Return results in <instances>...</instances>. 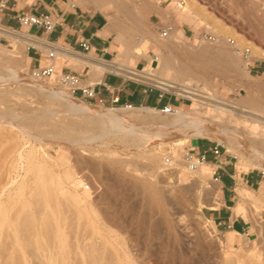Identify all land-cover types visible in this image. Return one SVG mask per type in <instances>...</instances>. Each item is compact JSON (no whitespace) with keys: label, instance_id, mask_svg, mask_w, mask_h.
I'll return each mask as SVG.
<instances>
[{"label":"rangeland","instance_id":"rangeland-1","mask_svg":"<svg viewBox=\"0 0 264 264\" xmlns=\"http://www.w3.org/2000/svg\"><path fill=\"white\" fill-rule=\"evenodd\" d=\"M67 1L69 5L75 4L78 9L85 12L101 13L105 17L106 22L109 17H115L120 24L124 38L132 39L133 41L137 40L139 42L142 39V35H147L148 43L146 49L143 51L144 55L139 58L133 57L132 62L129 63L134 70L145 73L149 66L148 58H151V72L159 76L155 70L159 64L157 58L161 55L164 60L172 62L175 69L183 67L186 71L190 70L189 76L198 80V85H201L203 81H207L209 93L215 94L225 102L243 107L247 105L248 101H252L254 103V109L264 112V76L256 74L255 69L250 72L249 68H246V63L242 60L241 56L237 54L228 43L229 40H234L241 46L239 44L241 40V42H245L244 44H246V47L248 46L250 49L255 48L259 53L262 52V55L256 56L254 60L264 59V0H186L190 2L192 6L194 5L192 7L193 12H191L192 9L190 10V16H192L191 21H179L173 16L172 11L174 8L180 5L181 8L179 7L177 9L181 10L185 7L183 4L185 2L184 0H159L157 3V0H147L148 11L142 23V28L140 27L141 29H136L133 25L131 20V7H129L130 9L124 10V12L123 10L116 12L112 9L95 8V6L88 1H85L83 5H79V0ZM130 2L128 4H135L138 8L141 7L140 2ZM172 6H174V8ZM166 25H173L175 29L177 28V30H175L176 37L174 38V44L168 43L159 36L160 30ZM16 31L23 33L25 28ZM31 34L30 32L29 35ZM181 34L183 36H181ZM206 35L215 38L216 43L202 40L203 36ZM177 36L179 38H177ZM113 38L114 35H112L110 39L112 48L116 50L113 54V59L121 63V58L118 56L117 52L118 43L113 42ZM206 45L212 48L209 54L215 50L210 56L206 54L207 58L206 55L199 57L186 54V52H197L199 48ZM219 46L226 48L231 53L235 52L238 55L239 62L236 65L237 67H235L236 69L234 68L233 70L231 69L232 67L229 69V67L227 68L223 65L225 64V61L223 62V55H221L222 58H220V54H216V49H218ZM15 49H17V45L11 39L4 38L0 41V79L2 81L9 75L7 70L11 66V62L8 60L7 55ZM18 49L20 48L18 47ZM28 52L27 46L21 49L22 63L14 68L18 73L29 74L36 67V62L28 58ZM43 59L42 57L41 65L44 64ZM68 64L71 67L73 63L70 61L61 62V68ZM225 68L229 70L226 71ZM242 70H245V74L242 73ZM50 83L55 85V87H62L57 84L56 81H50ZM65 91L67 90L65 89ZM48 97L49 96L44 92L30 89L23 84L0 82V111L2 112V114L0 113V117L5 121L0 130V199L5 201L8 193L14 190V185H16L12 183V181L15 179L17 180L20 175H24V171L18 169L20 166V168H22L23 163L16 161L17 155L20 152L24 153L32 148L37 157L40 156L41 159L47 160V164L50 167L52 166L51 170L56 171L54 173L60 174L64 169L71 167L76 173L77 179L83 181V187H77V192L79 194L83 191L88 192L90 195L88 202H92L93 209L96 208L94 210L98 214L97 221L99 220L98 230L100 233L97 232L93 234L89 228H83L80 223V226H78L73 219L74 215L69 212L73 216L70 215L68 209H66L68 208L66 201L63 202L62 199L58 198L57 200L55 198V202H59L60 199V206L58 204L57 206L62 213H65H63L64 218L62 219V224L65 225L63 229L68 235V241L72 244V249L76 250H72L74 252L72 254L73 256L70 253L67 254V257H65L66 264H75L76 262V264H80L82 259L81 255L89 246L85 255L86 260L89 258L87 253L91 250V246H95V253L94 251L91 252L92 256L98 259L105 258L102 260V264H115V258L113 257H115L114 254L116 255L117 251V246H115L116 237H118L121 247H123V249H121V247L118 248L117 254L122 258L121 260L129 256L128 260L131 261L130 264H132V262L133 264H223L225 261L224 259H230V257L231 259L234 258L235 262L240 261L243 262V264H254L252 263L254 259L251 254L255 255L258 253L262 260L261 264H264V192L260 190L261 187L264 186V170L254 167L248 168L247 172H253L260 176L259 185L254 190L245 188L241 183L237 186V198L235 199L233 215L234 217L243 219L247 223V229L244 235L237 236L233 239L230 248L223 240V237L217 234L213 223L206 221L207 212L209 209L212 210L210 207L217 208L222 197L223 188L221 187V183L214 182L213 180L212 174L215 169L211 170V173L205 181L204 179L200 180L198 183L199 185L192 183V180L190 183H181L178 173L180 168L187 167L184 155L186 152L193 154L192 148L195 145L201 146L202 143L204 146L211 149L216 144L224 147L222 143L214 139L191 138L185 143L183 142V145H180V141L178 143V140L172 142L171 140H165L163 142L162 140H155L154 137L156 136H151L150 134L148 137H151V139H149L152 143L154 142L152 144L151 141H149L151 146L148 144V141L146 142L147 144H141L136 141L142 135L140 131L129 130L125 133L127 138L129 137L128 140L127 138L122 140V134L101 130L100 127L96 126V123L93 125V129L92 127L89 129L91 131L89 132L90 134L88 133L80 137V132L86 130L82 118L65 111L66 109L61 103L54 102L55 104H52ZM166 98L169 99V96L167 95ZM83 101L94 104L97 107L114 108L116 110L123 109L122 106L118 105L103 106L91 100ZM171 102L179 105L178 108H181L180 110H188L192 105L191 102L187 100L182 101L175 95L171 98ZM43 106H48L49 108ZM50 107H55L51 109L52 116L49 114L51 118L45 113ZM6 109H8L7 111H12V114L15 116H10ZM64 111L65 114L63 113L61 115ZM53 113H55V116ZM69 113L70 115H68ZM145 114L147 115L144 111L141 112V115ZM35 115H42V119L44 115V117L50 118V121H48L49 123L46 122L47 125L44 124L40 127L27 125L26 120ZM125 115H130V112H126ZM149 116L151 117L148 120L150 123L161 119L166 120L170 117L160 112L149 114ZM14 118L16 119L14 120ZM230 118L233 121H237L233 117ZM95 119H97V117L94 116L93 122H97ZM54 121H56V124ZM11 122H15L17 125L13 127ZM72 122H74V124ZM48 124L52 125L50 126ZM81 125L82 127H80ZM255 125L258 124L247 120V122H240L238 127L242 131V135L249 139L251 136L250 134L247 135V132L249 131L248 133H250L252 127ZM58 126L60 128L57 129ZM19 127L23 129L26 127L28 130L30 127V129L33 130H30L32 135L30 136L23 133L22 129ZM262 127L263 125L260 124L257 129H262ZM75 132L78 134L77 136ZM62 134L64 136H62ZM35 135L38 137H35ZM86 136L90 139L88 140L87 138L86 140ZM82 137H84L85 140ZM132 139L134 141H132ZM129 140L132 142L133 145H131L133 147H131ZM156 141L157 143H155ZM158 141L162 142L164 145L160 142L158 143ZM112 147L114 148L112 149ZM154 153L157 155H154ZM153 155L158 158L156 162L152 159ZM210 156L212 155L209 154L207 156V161H209ZM61 157L64 158L63 162L65 163L58 162ZM217 159L219 162L226 160L227 166L231 168L237 176L246 173L244 170L242 171L243 166L237 163L238 159L228 154L225 147L224 150L221 151V156ZM177 161H179V163H177ZM169 162H173V164L171 165ZM175 162L176 165L174 164ZM12 167H14V171ZM192 179L194 180V178ZM135 180L136 182H134ZM146 180L153 185L152 194L159 197L156 202L148 201V195L146 193L143 198L144 193L138 192L139 190L141 191V187L137 188L134 186L135 184L140 185L141 182H146ZM87 187L88 189H86ZM137 189L139 190L137 191ZM242 191L245 192V194ZM247 191L251 192L254 197H260L261 202L257 204L253 203L246 195ZM20 206V204H16L11 207L12 209L10 208L9 219L13 222L15 220V215L18 213L21 215L17 216L16 219H18V217L20 219L21 217L22 221L24 219L23 223L21 222L22 224H29V221L32 220L31 214L34 212V214L37 215L36 211L39 212V208L37 209L36 205H32L33 207L31 206L32 208H29V210L22 211L23 214H25L22 215V213H20ZM163 214H166L167 218L170 220V226L164 221ZM68 215H70V217L72 216L71 219ZM43 216L44 214L41 218H44V221H49V219ZM19 221L20 220H17L16 222ZM77 226L79 228L81 227L80 230L82 231L78 230ZM10 230L11 229H7V226L4 225L2 229L3 237L1 240V243L3 242L4 244L2 245L6 246V243L10 244L14 241L15 237ZM72 231L74 233H72ZM26 236L25 234L22 235L23 243H21L22 248L20 246L19 250H21L19 253L25 255L24 258L27 264H45L44 258L37 254L35 246H33L34 244L30 241H26ZM73 236L74 238H72ZM10 237L13 239L11 240ZM24 241H26V243H24ZM80 245L81 249L78 248ZM98 249L100 252H98ZM101 252L102 254H100ZM109 253L111 254L107 255ZM42 260L44 262H42ZM234 261L231 260V264H239Z\"/></svg>","mask_w":264,"mask_h":264},{"label":"bare ground","instance_id":"bare-ground-1","mask_svg":"<svg viewBox=\"0 0 264 264\" xmlns=\"http://www.w3.org/2000/svg\"><path fill=\"white\" fill-rule=\"evenodd\" d=\"M85 1L92 3L95 6V8L112 9V10H115L116 12H119L122 10L124 12V10L130 9L129 7H131V18H132L131 20H132L133 25L135 26L136 29L142 28L141 27L142 23L145 20V15H146V12L148 11V7H147V3H146L147 0H79V5H83ZM130 1L140 2L141 7L138 8L135 6V4H132V5L128 4ZM158 1L159 0H157L156 3ZM184 1L185 2L183 4L185 5V7L184 8L182 7L183 9H181V10L177 9L179 7L181 8L180 5L177 8H174V6H172L174 8V10L172 11L173 16L179 21L180 20L191 21L192 16H190V14H191V12H193L192 7L194 5L192 6V4L190 2H187L186 0H184ZM133 2H130V3H133ZM191 9H192V11L190 12ZM170 26H171V31L169 32L167 38H165L164 40L170 44H174L175 43L174 38L176 37L175 30H177V28L175 29V27L173 25H170ZM23 34H25V35H23ZM103 34L114 35V38L112 41L118 43L117 52H118V56H120V58H121V63H119V61H116V60H112L111 62H103L102 61V64L100 66H97V64H96L97 61L95 63V61L93 60L91 55H89V56L80 55L78 53H75L71 49H67V48H64L61 46H57V44H54V47H52V48L46 47V42L44 39H40V38H37L35 36L29 35L26 28H25V31L23 33H19L17 31H12L10 29H5L3 32H0V35L4 38H9L12 41H14L15 44L17 45V49L13 50L11 53H8L7 58L11 62V66L7 70L9 72V75H7V77L4 78L3 81L0 79V82L23 84L24 86H27L30 89L42 91L45 94H47L49 96L48 98H50V100H51L50 102L52 104H55L54 102H58V103L63 104L64 108L66 109V110L64 109L65 111H68L72 115L79 116L82 118L83 124H84V127L86 128V130L83 132H80V134H79L80 137L83 135L85 136L89 132H91L89 129L91 127L93 129V125H95V123H96V126L100 127L101 130H104L106 132H110V131L112 132L113 131L114 133L122 134L123 135L122 140L127 138V135L125 134L127 131H129V130H135L138 132L140 131L142 135L140 136V134H139L140 138H138V140H136V139L135 140L138 143L140 142L141 144H144L148 141V144L151 145V143H152V141L150 140L151 137H148V135L150 136V134H151V136H153V135L156 136V137H154L155 140L156 139L160 140V141L162 140L163 142L165 140H168V141L171 140V142L178 140V143L180 141V143H179L180 145H183L188 139H191V138L214 139V140L222 143V145H224V147L226 148V152L228 154H230V155H232V157H235L238 159L237 163L239 165L243 166L242 171L244 170L245 172H247L249 167L260 168V169L264 170V112L254 109V103L252 101H248L247 105L243 106V107H240V106L238 107L236 105L225 102L224 100L218 98L215 94L209 93V91H208L209 87H208L207 81H203V82H201V85H198V80L189 76L190 70L186 71L183 67L182 68L179 67V68L175 69L174 64L170 61L164 60L161 55L158 56V58H157L159 64L155 70V71H157L159 76H157L151 72V70H152L150 67L151 58H148L149 66H148V69L145 73L141 72V71L134 70L129 63L132 62L133 57L139 58L142 55H144L143 51H142V46L145 43H148L147 35L146 36L142 35V39L139 42L137 40H135V41H137V42H135L132 39L124 38V36L122 35L120 24L116 20L115 17H109L108 18L106 27L103 30ZM181 36H183V35L181 34ZM177 38H179V37L177 36ZM244 43L241 42V40L239 41V44L241 46L246 47V44H244ZM25 46H27V48L28 47H34V48L40 49L43 51V55H44L45 51H47L48 49H52L56 54L55 60L52 62V64L57 71H60V69H61V62H66V61H70V62H72L74 64H78V65H88L91 68L98 70L99 72L109 71L112 73H117V75H121L123 77L132 79L134 81L141 82V83H144L147 85H151V86L156 87V88H158L164 92H168L170 94H173L178 98L185 99V100L191 102L192 105L188 110H180L181 108H178L177 113L169 115L170 116L169 119H166V120L161 119V120L153 122V123H150V121L148 122V120L151 118L150 116H152V115L149 116V114H153V113L156 114L157 112H159L158 109H156V108H150V107L144 106V107H133L130 110L121 108V109H118V110H120V111H118L114 108L111 109V108L97 107L94 104L83 101V100L71 95L69 92L65 91V88L63 86L62 87H55V85H53L50 82H43V81H39V80L34 79L31 75V72L29 74L18 73V71L15 70L14 68L18 65H21L22 60H23L21 57L22 56L21 49ZM18 47L20 49H18ZM250 50H251V53H252L251 55H252L253 59L258 55H262L261 54L262 52L259 53L255 48L254 49L251 48ZM211 51H212V48L210 46L206 45V46L199 48L197 50V52H186V54L190 55V56H199L200 57V56H204L206 54H209V52H211ZM212 53H210V54H212ZM210 54H209V56H210ZM216 54H218L220 58H222L221 55H223V58H224L223 62L225 61V64H223V65H225V67H227V68L229 67V69H230V67H232L231 69H233V70L235 67H237L236 65L239 62V59L237 57L238 55L235 52L231 53L226 48H224V47L222 48L219 46L218 49H216ZM191 58H193V57H191ZM206 58H207V55H206ZM98 62H99V60H98ZM220 62H222V61H220ZM227 68H225L226 71L229 70ZM237 70H238V68H237ZM242 73L245 74V70ZM45 83H47V84H45ZM1 104H3V103H1ZM43 107H46V106H43ZM46 108H49V107L47 106ZM52 108L50 107V109H47V111L45 113H47L48 115L47 114H45V115L50 117V115L52 114L51 113ZM7 110L8 109H6V111ZM53 111H55V110H53ZM65 111L62 112L61 115L63 113L65 114ZM142 111H144V113H147V115L146 114L141 115ZM59 112H58V115H59ZM126 112H130V115L126 116L125 115ZM0 113L2 114L1 111H0ZM4 113H6V112H4ZM7 113L10 116L13 115L12 111H7ZM32 113H34V112H32ZM70 113L68 115H70ZM53 114L55 116V113H53ZM29 115H33V114H29ZM13 116H15V115H13ZM41 116L42 115H38V116L35 115L34 117L26 120V124L29 126L40 127V126L46 124V122L50 121L51 117L46 118V116L44 117V115H43V119H42ZM94 116L97 117V119H95V120H97V122H93ZM230 117L235 118L237 121H233ZM16 118L19 119L18 117H16ZM16 118H14V120ZM20 118H22V117H20ZM44 118H46V119H44ZM247 120H250L251 122L257 123L259 126H260V124L263 125L262 129H257L258 125L253 126L252 131L250 133H248L249 131L247 132V135L250 134V136H251L249 139H247L245 136L242 135V131L238 127V125H240V122H242V121L247 122ZM56 121H58V120H56ZM56 121H54V123ZM75 121H77V120H75ZM216 121H217V123H216ZM3 122H5V121H3V119H1V117H0V130H1V127L4 125ZM78 122H80V121H78ZM72 123L74 124V122H72ZM225 123H226V125H225ZM11 125L13 127H15L17 124H15V122L14 123L11 122ZM48 125H50V124H48ZM82 125L80 127H82ZM19 128H21V127H19ZM58 128H60V127L58 126L57 129ZM21 129H22L23 133L30 135V136L32 135L31 131H33V130H31L30 127H29V130L26 127L24 129L23 128H21ZM64 129H66V128H64ZM81 129H83V128H81ZM92 132H93V130H92ZM81 133H82V135H81ZM35 134H37V133H35ZM75 134H76V136L78 135L76 132H75ZM62 136H64V135L62 134ZM62 136H60V137H62ZM35 137H38V136L35 135ZM70 138H72V137H70ZM82 138L85 140L84 137H82ZM87 138L88 137L86 136V140H87ZM128 138H127V140H128ZM89 139L90 138H88V140ZM132 141H134V140L132 139ZM149 141H151V143H149ZM160 141H158V143ZM16 142H17V140H16ZM129 142H130V140H129ZM123 143H124V141H123ZM155 143H157V141ZM160 143H162V142H160ZM125 144H127V143H125ZM131 144H132V142H130V145ZM16 145H17V143H16ZM132 145H131V147H133ZM109 146H110V144H109ZM113 148L114 147H112V149ZM154 155H157V154L154 153ZM154 155L152 156V159H153V161L156 162V159H158V158L155 157ZM16 159H17L16 160L17 162L23 163L22 168H20L21 167L20 166L21 164H20L19 165L20 167L18 169L24 171V175L23 176L20 175L18 177L19 179L16 177L17 180L15 179L12 181V183H14L16 185H14L15 186L14 190H12L8 193L6 199L4 198L5 201H2L0 199V264H27L26 259L24 258L25 255L19 253V251L21 250V249L19 250V248L21 246V243H23L22 235H24V234L27 235L26 241L32 242L34 244L33 246H35L37 254L40 255V257L44 258L45 264H66V262H65L66 258L65 257H67V254H69V253L72 255L74 253L72 250H75V249H72V244L69 243V241H68L69 240L68 235L66 234L65 230L63 229V226H65L62 224V221H63L62 219L64 218L63 217L64 212L62 213L58 209L57 204L59 205L60 199H62L63 202L66 201V203L68 204V208H66V209H68V213L70 212L74 215L73 219L78 224V226L81 225L83 228H86V227L89 228L90 231L93 232V234L97 233V232L100 233V231L98 230L99 229L98 228L99 227V225H98L99 220L97 221V218H98L97 215L98 214L94 210L96 208L93 209L92 204H91L92 202L91 203L88 202L90 195L86 191H83L81 194H79L77 192V187L82 186L83 181L81 179H77V175L71 167L64 169L62 171V173H60V174L54 173L56 171L51 170L52 166L50 167L47 164V162H46L47 160L41 159L40 156L37 157L35 151L32 148L27 150L24 153H21V152L18 153ZM63 161H64L63 157L59 158V160H58L59 163H65ZM170 163H171V165L173 164V162H169V164ZM177 163H179V161H177ZM174 164L176 165V162ZM12 169L14 171V167H12ZM212 169H215V166H210L206 163L200 164L195 170H190V168L188 166L186 168L182 167L179 169V172H178L179 173V181L181 183H188V182L190 183V181L192 180L193 181L192 183L198 184L200 180L204 179V181H205V179L208 178V175L211 173ZM237 170H238V168H237ZM192 178H194V180ZM144 179H145V176H144ZM147 180H146V182H147ZM134 182H136V180ZM146 182H141L140 185L135 184L134 186H136L137 188L141 187L140 188L141 191L139 189H137V191L139 190L138 192L144 193L143 198L145 197V193H146L148 195V197L146 195L148 201L156 202V200L159 197H157L155 194H152L153 193L152 192L153 185L149 182H147V183ZM11 185H13V184H11ZM194 185H193V187H194ZM260 190L262 192H264V186H262ZM243 193L245 194V192H243ZM246 195L248 196L249 199L252 200L253 203L257 204V203L261 202V198L260 197H254L251 192L247 191ZM55 198L57 200H58V198H60L59 202L58 201L55 202ZM242 200H244V199H242ZM32 201L34 202V204ZM4 203H6V204H4ZM16 204L21 205L20 206V208H21L20 213H22V215H25V214H23V212L26 210H29V208H32L33 207L32 205H34V206L36 205L37 209L39 208L38 209L39 212L36 211L37 215L34 214V212H33L32 213L33 215L31 214L32 220L29 221V224L25 223L26 225L22 224L24 219L22 221L21 217H20V219H19V217H18V219H16L17 216L21 215V214L19 215L17 213L18 215L17 214L15 215V218H14L15 220L13 221L14 222L13 223L12 220L10 221V219H9V215H10L9 210L13 205H16ZM241 204H242V202H241ZM256 207H257V205H256ZM210 208L213 209L215 207H210ZM160 213H161V211H160ZM162 213H163V211H162ZM234 213H235V211H234ZM43 214H44L43 217H45L46 219H49V221H44V218L43 219L41 218V216ZM72 214H70V215H72ZM70 215H68V216L70 217ZM138 215H140V214H138ZM163 215H164L163 216L164 221L166 222V224H168L170 226V224H171L170 220L167 218L166 214H163ZM142 216H143V214H142ZM71 217H70V219H71ZM17 220H20V221L16 222ZM206 221L209 223H212L210 221V219H208V218H206ZM69 223H71V222H69ZM79 223H80V225H79ZM4 225L7 226V229H11L10 231H11L12 235H14V237H15L13 242H11L10 244L8 243L10 246L7 243H6V246L2 245V244H4L3 242L1 243V240L3 237L2 236V229H3ZM21 228H23V229H21ZM70 228H69V230H70ZM67 229H68V227H67ZM71 229H73V228H71ZM80 229H81V227L80 228L78 227V230H80ZM73 231H72V233H74ZM80 231H82V230H80ZM78 233H79V231H78ZM9 234H10V232H9ZM233 236H234V233H228L227 237H226V243L228 244V246L230 248H231V244L233 241ZM72 238H74V236ZM10 239H11V237H10ZM88 239H89V237H88ZM26 241H24V243H26ZM82 242H83V239H82ZM96 242H98V241H96ZM69 244H71V245H69ZM98 244H100V243H98ZM7 246H9V247H7ZM115 246H117L116 247L117 251H118V248L121 247V244H120L118 237H116ZM89 247H88V249H89ZM21 248H22V246H21ZM78 248L81 249V245L78 246ZM30 249H31V247H30ZM30 249H27V250H30ZM76 249H77V247H76ZM101 249H102V247H101ZM121 249H123V247H121ZM71 251H72V253H71ZM86 251L84 252L85 254L83 253L81 255V253H80V255L82 256L80 264H102L103 263L102 260H104L105 258L104 259L103 258L98 259V258L92 256L91 252L94 251V253H95V246H91V250L87 253V255L89 256V258L87 260L85 257ZM117 251H116V255L114 254L115 257H113V258H115V264H130L131 263V261L128 260L129 256L126 257V259L121 260L122 258L119 257V255L117 254ZM31 252H33V251H31ZM98 252H100V250ZM247 252H248V250H247ZM77 253H76V255H77ZM100 254H102V252ZM110 254L111 253H109L107 255H110ZM97 256H98V254H97ZM251 256H253L252 258L255 260V261L253 260L254 262L252 261V263H254V264H261L262 263V260H261L259 253L255 254V255L251 254ZM111 259H112V257H111ZM235 259H237V258H235ZM224 260H225L224 262L222 261L223 264H231L232 263L231 260L234 261V258L231 259V257H230V259H224ZM44 261L42 260V262H44ZM74 261H77V260H74ZM71 262H72V260H71ZM108 262H109V260H108ZM236 262H238V261H236ZM238 263L243 264V262H240V261ZM132 264H133V262H132Z\"/></svg>","mask_w":264,"mask_h":264},{"label":"crops","instance_id":"crops-1","mask_svg":"<svg viewBox=\"0 0 264 264\" xmlns=\"http://www.w3.org/2000/svg\"><path fill=\"white\" fill-rule=\"evenodd\" d=\"M30 1V2H29ZM57 14L60 16L59 25L52 34H46L41 30H32L31 35L44 39L47 43L57 44L75 53L85 55L97 61V66L103 62H111L115 49L112 48L110 39L112 35L103 34L106 27V19L101 13H89L80 9L70 8L68 1L64 0H9L7 8L0 13V25L10 30H20L18 18L21 14ZM83 40L89 42L91 50L84 53L79 46ZM147 43L142 46V51L146 49ZM34 48V47H33ZM28 58L36 62V66L41 65L43 51L37 52L30 49L27 53ZM99 60V62H98ZM72 63V62H71ZM264 66L256 65L255 73L261 76ZM63 72L74 73L80 77L82 85H91L94 92V98L91 101L103 106H114L113 100L118 98V106L131 104L135 107L161 108L167 101V98L160 100L156 91H149L144 85L136 83L134 80L116 75L109 71L99 72L88 65L69 64L60 69ZM194 156L205 154V163L215 166L217 175L220 178L223 188L220 204L217 208L209 209L206 216L213 223L218 235L223 237L226 242L228 233H234L233 239L244 235L247 229V223L240 217H234L233 209L235 199L237 198L236 189L239 183L245 188L254 190L259 185V174L253 172L242 173L239 176L227 166L226 160L219 162L210 153V148L195 145L192 148ZM209 161H207V156ZM214 170V171H215Z\"/></svg>","mask_w":264,"mask_h":264},{"label":"built area","instance_id":"built-area-1","mask_svg":"<svg viewBox=\"0 0 264 264\" xmlns=\"http://www.w3.org/2000/svg\"><path fill=\"white\" fill-rule=\"evenodd\" d=\"M17 1V0H14ZM9 0H0V13L4 11L7 8ZM70 8L77 9V6L75 4H70ZM59 19L60 16L57 14L52 13H45V14H21L18 18V23L20 28H26L28 33H30L32 30H41L45 32L46 34H52L55 31V28L59 25ZM6 28L0 25V32H3ZM14 31V30H12ZM171 31V26L166 25L164 26L159 33L160 38L165 39L167 38L169 32ZM4 37L0 35V41H2ZM202 40H207L210 43H216V39L211 36H203ZM230 47L241 56L242 60L246 63V68H249V71L251 72L256 68L257 65L262 64L264 66V59L263 60H254L252 57V53L250 48L248 47H241L239 46L234 40L228 41ZM80 48L84 53H88L91 50V46L88 41L83 40L79 43ZM46 47L52 48L54 45L52 43L46 42ZM34 49L37 52H40V49L28 47L27 51L30 49ZM56 54L52 49H48L45 51L43 58L46 62V64L42 67L36 66L32 71L31 75L34 79L43 81V82H50V81H56L57 84L60 86L65 87V89L73 96L81 99V100H91L94 98V92L92 90L91 85H82L80 77L74 73L69 72H63V71H57L52 62L55 60ZM117 75V73H114ZM262 74L264 75V69L262 71ZM136 83L144 85L149 91H156L158 93V98L160 100H163L169 96V99H167L166 103L161 108H156L161 114L164 115H170L177 113L179 105L171 102V98L173 97V94H170L168 92H164L156 87H153L151 85H147L141 82ZM180 100L184 101L185 99L179 98ZM119 100L118 98H115L113 100V104H118ZM123 108L130 110L134 106L131 104H125L122 106ZM224 150V147L216 144L210 149V153L215 157L219 158L221 156V151ZM185 162L187 166L190 168V170H195L200 164L205 163V154H202L200 156H194L193 154H190V152H186L184 155ZM263 174V173H262ZM213 180L214 182H220L219 176L216 174V170L213 172ZM88 189V187L86 188Z\"/></svg>","mask_w":264,"mask_h":264}]
</instances>
